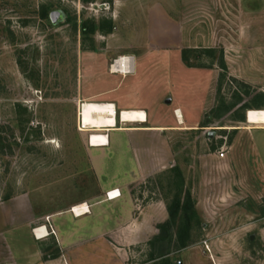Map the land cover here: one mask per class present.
Listing matches in <instances>:
<instances>
[{"label":"rangeland","instance_id":"rangeland-1","mask_svg":"<svg viewBox=\"0 0 264 264\" xmlns=\"http://www.w3.org/2000/svg\"><path fill=\"white\" fill-rule=\"evenodd\" d=\"M261 8L0 0V264H264V165L253 138L264 136L254 125L264 117ZM123 55L137 74L124 82L125 101L150 107L144 124L166 135L154 168L166 169L132 185L141 236L58 261L56 235L37 240L34 230L96 193L81 99ZM182 106L197 123H179Z\"/></svg>","mask_w":264,"mask_h":264},{"label":"crops","instance_id":"crops-1","mask_svg":"<svg viewBox=\"0 0 264 264\" xmlns=\"http://www.w3.org/2000/svg\"><path fill=\"white\" fill-rule=\"evenodd\" d=\"M258 1L263 6V9L261 8L263 12L264 0ZM247 2L250 6L254 0H247ZM123 57H126L127 61L129 59L127 70L123 72L110 69L111 75H109L108 80H104L106 85L86 92L87 94H84L83 99H81V103L94 99L93 102L100 104H113L118 111L116 126L108 127V130H105L109 138L108 144L98 145L100 140H105V137L97 139V144L88 140L91 147L89 154L95 174L96 193L94 195L87 193L69 201L68 203L72 205L70 209L56 212L46 218V220L49 219L50 223L41 225L46 227L44 234L41 232H38L39 234L34 233L37 240H44L50 235H56L57 247L62 253V256L57 258L58 261H62V258L67 260L65 250L68 252L69 250L76 251L81 254V258H85L89 257V255L86 256L85 252L87 253L91 245L106 247L108 238H115L114 241L118 243L120 242L118 238L131 241V238L141 236L143 230L140 228V218L136 213L137 200L132 193V185L142 181L145 177L153 176L162 172V169H166L165 166L159 170L154 168V157L160 156V152H158L161 150L159 143L166 136L164 133L156 135L152 133V129L157 130L158 125H145L140 122H123L120 124L119 114L122 110H143L148 119L149 113L145 110H150L148 105L141 102L125 101L129 95L123 93L124 82L137 74H135L134 57L131 55H123ZM115 76H119L118 79H114ZM82 92L84 90H81ZM185 110V107L182 106V117L178 120L179 123L183 124L184 120L197 123L198 120L193 118L194 116L188 115ZM171 117L169 119L175 121L173 114ZM258 120L254 125L263 126L255 130H264V117ZM253 138L264 165V136L257 139L253 131ZM164 156L163 154L162 157ZM113 159L117 161L115 166L111 165ZM148 159L149 164L152 165L150 169L147 166ZM113 189H120L122 195L119 198L108 200L106 193ZM76 207L79 208L78 211L80 212L76 211ZM47 232L49 235H46Z\"/></svg>","mask_w":264,"mask_h":264},{"label":"bare ground","instance_id":"bare-ground-1","mask_svg":"<svg viewBox=\"0 0 264 264\" xmlns=\"http://www.w3.org/2000/svg\"><path fill=\"white\" fill-rule=\"evenodd\" d=\"M123 66L122 68H118V71H126L127 66H129V59L127 61V58H123ZM131 62V61H130ZM114 69H117L114 67ZM129 71V70H128ZM83 115V119L85 124L89 125V127L97 128L96 132H93L91 141H93V137L96 135L98 137L103 136L105 137V140H100L98 145H104L109 143V138L106 136V133L103 131L108 130V127L115 126L116 122V116L118 115V111L113 104H100L98 102H85L84 109H80ZM179 119L182 117L181 110L178 111ZM121 117V120L123 122H129V123H145L147 122V114L143 110L139 109H131V110H122V112L119 115ZM178 119V120H179ZM247 122H248V114H247ZM250 123V122H249ZM252 124V123H251ZM105 128V129H104ZM101 139V138H100ZM78 207H76V211H78ZM46 227L41 226L37 227L34 230V233L37 234L38 232H45L44 230ZM40 233V235H41ZM39 234V233H38ZM44 234V233H43ZM46 235H49L47 232Z\"/></svg>","mask_w":264,"mask_h":264},{"label":"built area","instance_id":"built-area-1","mask_svg":"<svg viewBox=\"0 0 264 264\" xmlns=\"http://www.w3.org/2000/svg\"><path fill=\"white\" fill-rule=\"evenodd\" d=\"M123 58H124L123 56H120V57H118V58H116L114 60V63L111 65V70L112 71H118V68H120V69L122 68L123 63H124ZM114 67H116L117 69H114ZM84 105H85V102H83L82 105H81L82 109H84ZM179 110L180 109H177L175 111V115H176L177 119H179V115H178V111ZM82 112L83 111H81V110L79 112V127L78 128H79V130L81 132H88L89 133V141H91L92 134H93V132H96L97 131V128L89 127V125L85 124L84 119H83ZM120 123L121 124L123 123V121L121 120V117H120ZM115 126H116V122H115ZM103 132L106 133L105 131H103ZM106 136L108 137V134L107 133H106ZM225 155H226L225 154V150H222L221 151V157H224ZM106 195H107V199L108 200H113V199H116V198L121 197L122 193H121L120 189H113V190L107 192Z\"/></svg>","mask_w":264,"mask_h":264},{"label":"water","instance_id":"water-1","mask_svg":"<svg viewBox=\"0 0 264 264\" xmlns=\"http://www.w3.org/2000/svg\"><path fill=\"white\" fill-rule=\"evenodd\" d=\"M59 17H60V13L59 12H53V13H51V19H52V21L54 23L57 22V20H58ZM166 102L167 103H170L171 102V99H168Z\"/></svg>","mask_w":264,"mask_h":264}]
</instances>
